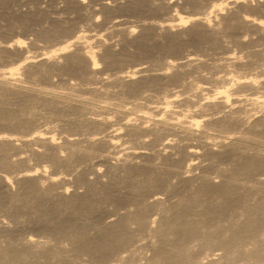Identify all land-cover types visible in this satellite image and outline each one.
<instances>
[{
	"label": "bare ground",
	"instance_id": "1",
	"mask_svg": "<svg viewBox=\"0 0 264 264\" xmlns=\"http://www.w3.org/2000/svg\"><path fill=\"white\" fill-rule=\"evenodd\" d=\"M22 1L0 0V264H264V0Z\"/></svg>",
	"mask_w": 264,
	"mask_h": 264
},
{
	"label": "rangeland",
	"instance_id": "2",
	"mask_svg": "<svg viewBox=\"0 0 264 264\" xmlns=\"http://www.w3.org/2000/svg\"><path fill=\"white\" fill-rule=\"evenodd\" d=\"M27 2H26V0H23L22 2H21V5L19 6L20 8H24V10L25 9H27L28 8V5L26 4ZM25 4V5H24ZM22 5H24V6H22ZM39 6H40V8H47L48 7V2H47V0H41L40 1V4H39ZM51 14H53V15H55V13L51 10ZM162 16V18L163 17H168L169 16V14H165V16L164 15H160V17ZM129 18H130V21H135V20H137V17H135V16H125V15H123L122 17L120 16L118 19H127V20H129ZM5 23V22H4ZM109 25V24H108ZM110 26H111V24H110ZM110 29V28H109ZM20 30H17V32L16 33H12V34H8L7 35V38H10V36L12 37V35H14V36H16V35H18V33L21 35V36H23V34H25V33H23V32H19ZM28 34V37H31V38H29L28 39V43L26 44V46H27V48L29 49V50H31L30 52H29V54H32V53H40V52H43L44 51V47H47V46H49V44H47V43H45V42H43V41H39V42H37V44L35 45V44H33L32 43V40H34L35 38V36H33V33H27ZM115 38V40H113ZM118 39V36H115V37H113V38H111L110 40H111V42H113L114 43V45H116L115 44V42H116V40ZM115 41V42H114ZM42 42V43H41ZM117 46H118V48L120 47V45L119 44H117ZM117 46H116V48H117ZM232 49H237V50H239V48L237 47V46H232ZM38 50V51H37ZM185 50H187V51H185ZM184 51L186 52H184L183 54H185V55H187L188 53H189V51L190 52H192V51H194V49L192 48V47H188V48H186ZM236 50V51H237ZM34 51V52H33ZM240 51V50H239ZM26 54H28V53H26ZM216 57H218V55H216ZM145 60V59H144ZM144 60H141V61H143V63L144 62H146V60L144 61ZM138 62H140V61H138ZM137 63V62H136ZM149 65V63H144V65ZM143 65V64H142ZM1 66V65H0ZM22 72V75L20 76L21 77V79H23L22 81H23V84H25L26 86H29V84L30 83H28V82H32L31 84H32V87L33 88H35V91H39V90H47L48 88H49V90L51 89V86H49V85H46L45 83H43L44 82V80H40V78H39V74H34V75H28L29 73H27V71H25V70H22L21 71ZM60 80H61V78H60V76H58V75H54V74H52V76H51V81H50V79H49V81L48 82H52V83H60ZM25 82H27V83H25ZM41 86V87H40ZM44 86V87H43ZM42 88V89H41ZM43 88H45V89H43ZM38 89V90H37ZM35 93V92H34ZM15 97V96H14ZM11 102H12V104L11 103H9V104H7L6 105V109L8 110V111H10V113H14V112H17L18 110H33L36 114H38L37 116H35V119H37V121H36V126L37 127H39L38 129H46V128H49V127H53V126H56L54 123H57L56 121H54V123H52V121H51V119L49 118H47L46 116H43V115H45L46 113H43V112H45V111H43V109L41 108V107H32L30 104H28V103H22L21 102V98L19 97V98H13L12 100H11ZM41 109V110H40ZM39 114L41 115V116H39ZM51 121V122H50ZM51 125V126H50ZM35 126V127H36ZM34 127V128H35ZM57 128V126L56 127H53V129H56ZM25 153H23L22 155H24ZM32 165L33 164H36V162L33 160L32 162ZM46 164H48V163H46ZM46 164H44V165H46ZM43 165V166H44ZM49 169H53L52 167L50 168L49 167ZM104 169H105V167H101V170L104 172ZM92 175V174H91ZM90 175V176H91ZM93 177V176H92ZM69 189H70V191H83L84 190V188L83 187H78V186H72L71 188L69 187Z\"/></svg>",
	"mask_w": 264,
	"mask_h": 264
}]
</instances>
